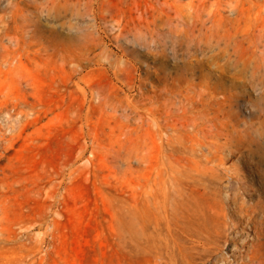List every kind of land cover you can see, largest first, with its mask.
I'll list each match as a JSON object with an SVG mask.
<instances>
[{"label":"rangeland","instance_id":"rangeland-1","mask_svg":"<svg viewBox=\"0 0 264 264\" xmlns=\"http://www.w3.org/2000/svg\"><path fill=\"white\" fill-rule=\"evenodd\" d=\"M263 19L0 0V264H264Z\"/></svg>","mask_w":264,"mask_h":264},{"label":"bare ground","instance_id":"bare-ground-1","mask_svg":"<svg viewBox=\"0 0 264 264\" xmlns=\"http://www.w3.org/2000/svg\"><path fill=\"white\" fill-rule=\"evenodd\" d=\"M105 1V0H104ZM117 1V0H116ZM262 1H264V0H262ZM133 2V1H132ZM169 2V1H168ZM148 3V2H147ZM108 4V3H107ZM136 5H137V3H136ZM149 6V5H148ZM153 7V6H152ZM170 7V6H169ZM115 8V7H114ZM113 8V9H114ZM176 13V12H175ZM175 16V15H174ZM142 21V20H141ZM154 22V21H153ZM259 33H258V38H257V45H256V47H261V50H260V55H259V61L257 62V69H259V70H261V69H264V19L263 20H261V28H260V30L258 31ZM253 43V42H252ZM201 87V86H200ZM214 88V87H213ZM201 89V88H200ZM216 90V89H215ZM211 96V95H210ZM204 98V97H203ZM209 99V98H208ZM226 99V98H225ZM200 101V100H199ZM212 101V100H211ZM192 105V104H191ZM201 114L202 113H200V116H201ZM196 117V116H195ZM186 118V117H185ZM200 118V117H199ZM195 119V118H194ZM208 120V119H207ZM209 121V120H208ZM197 123V122H196ZM195 125V124H194ZM193 126V125H192ZM227 126V125H226ZM222 129V128H221ZM228 131V130H227ZM213 136V135H212ZM214 136H216V135H214ZM213 136V137H214ZM206 137V136H205ZM219 138V137H218ZM218 140V139H217ZM217 142V141H216ZM209 143V142H208ZM212 143V142H211ZM222 144V143H221ZM220 147V146H219ZM218 148V147H217ZM207 149V148H206ZM223 149V148H222ZM213 152H214V150H213ZM223 153V152H222ZM229 154V153H228ZM210 160V159H209ZM223 160V159H222ZM209 162V161H208ZM223 162H224V160H223ZM222 162V163H223ZM214 164H215V162H214ZM216 164H218V163H216ZM17 189V188H16ZM234 193V192H233ZM233 195V194H232ZM233 196H236V192H235V195H233ZM228 199V198H227ZM233 199V198H232ZM237 199V198H236ZM243 201V200H242ZM247 201V200H246ZM245 201V202H246ZM249 202V201H248ZM242 203V202H241ZM250 203V202H249ZM244 204V203H243ZM248 204V203H247ZM257 205V204H256ZM28 221H29V223H32V222H34V221H36V219L33 217V218H29L28 219ZM21 225V224H20ZM37 225V224H36ZM19 226V225H18ZM34 227V226H33ZM27 228H29L28 226H27ZM20 229H21V227H20ZM24 229V228H23ZM47 229V228H46ZM29 230V229H28ZM46 231V230H45ZM236 235H238V233L236 234ZM0 236H1V234H0ZM12 236V235H11ZM31 236V235H30ZM260 236V235H259ZM252 238H254L253 236H252ZM251 238V239H252ZM40 241V240H39ZM241 241V240H240ZM244 241V240H243ZM10 243H12V242H10ZM1 244H3V242L1 243ZM0 244V245H1ZM6 244V243H5ZM250 244H252L251 242H250ZM249 246V245H248ZM252 247V246H251ZM235 250V249H234ZM241 251V250H240ZM249 251H250V248H249ZM246 252V251H245ZM233 253V252H232ZM235 253V252H234ZM248 253V252H247ZM223 254V253H222ZM239 254V253H238ZM232 255H235V254H232ZM240 255V254H239ZM224 256V255H223ZM223 256H221L222 258H223ZM236 256H237V254H236ZM226 257V256H225ZM239 257V256H238ZM241 257V256H240ZM248 257H249V255H248ZM219 258V257H218ZM221 258V259H222ZM214 260H215V258H214ZM217 260V259H216ZM236 260V259H235ZM248 260V259H247ZM224 262V261H223ZM240 262H241V260H240ZM213 263V262H212ZM216 263H217V261H216ZM236 263V262H235ZM215 264V263H214Z\"/></svg>","mask_w":264,"mask_h":264}]
</instances>
